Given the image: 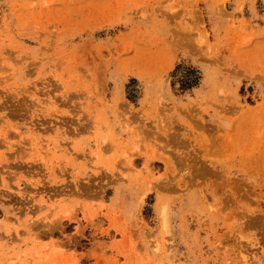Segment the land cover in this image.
<instances>
[{
	"label": "rangeland",
	"instance_id": "374dc122",
	"mask_svg": "<svg viewBox=\"0 0 264 264\" xmlns=\"http://www.w3.org/2000/svg\"><path fill=\"white\" fill-rule=\"evenodd\" d=\"M0 264H264V0H0Z\"/></svg>",
	"mask_w": 264,
	"mask_h": 264
},
{
	"label": "bare ground",
	"instance_id": "6f19581e",
	"mask_svg": "<svg viewBox=\"0 0 264 264\" xmlns=\"http://www.w3.org/2000/svg\"><path fill=\"white\" fill-rule=\"evenodd\" d=\"M9 186V185H8Z\"/></svg>",
	"mask_w": 264,
	"mask_h": 264
}]
</instances>
